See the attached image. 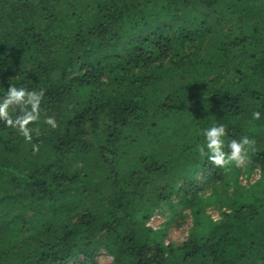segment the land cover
I'll list each match as a JSON object with an SVG mask.
<instances>
[{
  "label": "trees",
  "instance_id": "1",
  "mask_svg": "<svg viewBox=\"0 0 264 264\" xmlns=\"http://www.w3.org/2000/svg\"><path fill=\"white\" fill-rule=\"evenodd\" d=\"M12 85L42 96L31 139L0 120V264H264V0H0ZM216 124L257 181L199 151ZM164 207L180 243L147 224Z\"/></svg>",
  "mask_w": 264,
  "mask_h": 264
},
{
  "label": "clouds",
  "instance_id": "2",
  "mask_svg": "<svg viewBox=\"0 0 264 264\" xmlns=\"http://www.w3.org/2000/svg\"><path fill=\"white\" fill-rule=\"evenodd\" d=\"M42 92L29 91L24 88H17L9 86L8 90L0 99V120H3L6 124H10L24 136L26 140L31 139L30 129L27 127L29 122L37 119L40 98ZM20 105L30 106V110L23 111L21 115L12 119L9 116V106ZM253 118L259 119L260 113L253 112ZM45 123L52 126H56L55 120L52 117H47ZM204 145L199 149L202 153L207 150V159L213 165L224 166L230 161L239 163L243 159V154L247 152L248 148L254 143L253 140L247 136L240 137L239 140L232 139L227 143V154L222 150L224 147L225 127L222 124L212 125L203 130Z\"/></svg>",
  "mask_w": 264,
  "mask_h": 264
},
{
  "label": "rangeland",
  "instance_id": "3",
  "mask_svg": "<svg viewBox=\"0 0 264 264\" xmlns=\"http://www.w3.org/2000/svg\"><path fill=\"white\" fill-rule=\"evenodd\" d=\"M241 170L238 175V182L242 186H247L254 183L259 179L258 169H254L252 172H245L247 160H242L237 163ZM207 191V190H206ZM220 204H211L205 206L204 210L213 220L219 219L220 212L224 211L226 207ZM182 212L174 213L172 210L164 207L163 210L158 209L155 214L147 221V224L154 229L164 230L166 241H172L175 243L182 242L188 235V230L191 226V215L189 210L185 209ZM95 264H111V256L105 252L100 251L94 257Z\"/></svg>",
  "mask_w": 264,
  "mask_h": 264
}]
</instances>
